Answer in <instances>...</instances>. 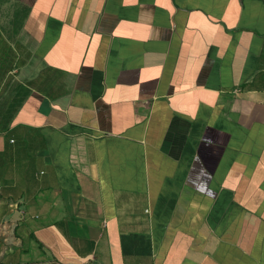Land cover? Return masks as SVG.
Wrapping results in <instances>:
<instances>
[{
    "label": "crops",
    "instance_id": "crops-1",
    "mask_svg": "<svg viewBox=\"0 0 264 264\" xmlns=\"http://www.w3.org/2000/svg\"><path fill=\"white\" fill-rule=\"evenodd\" d=\"M0 264H264V0H0Z\"/></svg>",
    "mask_w": 264,
    "mask_h": 264
}]
</instances>
